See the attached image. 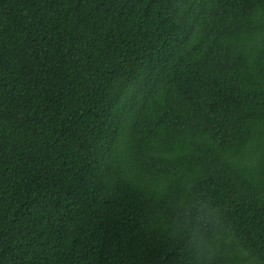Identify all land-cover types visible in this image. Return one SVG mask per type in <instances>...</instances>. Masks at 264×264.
<instances>
[{
	"label": "trees",
	"instance_id": "trees-1",
	"mask_svg": "<svg viewBox=\"0 0 264 264\" xmlns=\"http://www.w3.org/2000/svg\"><path fill=\"white\" fill-rule=\"evenodd\" d=\"M0 264H264V0H0Z\"/></svg>",
	"mask_w": 264,
	"mask_h": 264
}]
</instances>
